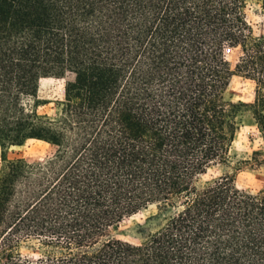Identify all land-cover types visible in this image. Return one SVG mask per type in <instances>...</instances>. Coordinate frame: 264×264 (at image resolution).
Returning a JSON list of instances; mask_svg holds the SVG:
<instances>
[{
  "label": "trees",
  "instance_id": "1",
  "mask_svg": "<svg viewBox=\"0 0 264 264\" xmlns=\"http://www.w3.org/2000/svg\"><path fill=\"white\" fill-rule=\"evenodd\" d=\"M251 1L0 0V264H264V186L236 182L264 175ZM68 73L41 113V80ZM235 75L254 82L253 102L230 94ZM247 113L262 143L238 158ZM28 139L53 152L5 156ZM151 204L168 213L159 229L112 233Z\"/></svg>",
  "mask_w": 264,
  "mask_h": 264
},
{
  "label": "rangeland",
  "instance_id": "2",
  "mask_svg": "<svg viewBox=\"0 0 264 264\" xmlns=\"http://www.w3.org/2000/svg\"><path fill=\"white\" fill-rule=\"evenodd\" d=\"M249 20L255 24L257 32H264V8L262 0H252L249 9ZM229 60L235 64L237 51L228 52ZM74 78L73 73H68L64 78L48 77L43 78L40 82L38 96L44 101L40 105L39 111L44 114L53 115L57 110V101L64 98L65 86L68 80ZM256 86L253 81L239 75H235L230 84L229 92L235 100L253 102L255 100ZM245 123L242 126L237 140L234 143L233 152L238 158H244L258 148L262 139L257 126L253 123L252 115L245 114ZM53 152V147L47 142L28 139L22 145L11 146L6 150L5 156L8 158L24 157L29 161L43 160L47 155ZM2 147L0 146V167L2 164ZM210 173L220 174L221 171L213 169ZM237 185L240 188L257 192L264 186V175L259 171L250 169L242 170L237 176ZM168 217L157 204H151L138 213L125 218L118 226L112 229L116 237L129 241L137 242L146 238L161 226H163ZM25 253H32L35 256L34 248L27 246L23 248Z\"/></svg>",
  "mask_w": 264,
  "mask_h": 264
}]
</instances>
